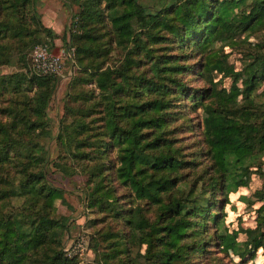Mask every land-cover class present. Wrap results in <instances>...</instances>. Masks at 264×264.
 I'll return each mask as SVG.
<instances>
[{"label": "trees", "instance_id": "obj_1", "mask_svg": "<svg viewBox=\"0 0 264 264\" xmlns=\"http://www.w3.org/2000/svg\"><path fill=\"white\" fill-rule=\"evenodd\" d=\"M64 1L76 6L75 63L54 136L46 108L57 72L36 69L32 53L43 32L57 33L34 0H0V65L30 52L33 67L0 76V95L19 96L0 107V264H79L63 246L68 216L54 210L66 189L49 178L51 166L79 176L94 229L72 239L84 235L89 264H208L212 245L242 257L264 250V189L255 191L261 203L245 240L236 244L218 226L228 193L251 171L264 176L250 168L264 164V102L255 92L264 49L248 53L241 101L234 85L221 94L208 77L222 66L212 45L264 25V0ZM198 106L199 137L181 144ZM52 136L55 156L45 143Z\"/></svg>", "mask_w": 264, "mask_h": 264}, {"label": "rangeland", "instance_id": "obj_2", "mask_svg": "<svg viewBox=\"0 0 264 264\" xmlns=\"http://www.w3.org/2000/svg\"><path fill=\"white\" fill-rule=\"evenodd\" d=\"M68 3L64 0H34V7L41 22L51 27L57 33L56 37H51L43 32L44 39L38 43H42L43 41L44 44L47 43L54 54L60 55L62 50L66 53L61 57L62 66L57 73L58 82L46 108V116H48V123L54 136L57 135L60 129V118L65 111L64 106L69 99V97H67V92L70 89L73 75L71 64L75 63L73 48L68 45L70 44L69 23L72 12L76 6L69 5ZM63 36L65 37L63 38ZM5 40L8 43L11 42L10 39ZM12 45L14 44L12 43ZM27 46L28 42L22 47ZM253 47H261L264 49V25H259L252 30L241 33L233 44L221 46L220 43H214L212 45V49L216 50L214 56L215 58L221 59L222 66L212 68L208 73V77L212 79L216 87L219 88L221 94L223 91H230L234 85L236 102H238V100L241 101L242 89L246 82L244 64L249 57L248 53L254 50ZM32 69L30 52H28L24 62L22 58H13L12 62L1 64L0 76L3 73L15 72H22L24 75L29 76L32 73ZM190 84L201 85V81L192 78ZM255 92L259 93L256 97L257 101L263 103L264 79ZM29 93H32V90L29 91ZM8 97L9 98L5 100V93L0 95V107L10 102L13 103L19 96L16 95L14 97V95H9ZM188 115L192 116V120L196 123V126L194 125L192 132L184 130L178 133L181 137L179 143L184 145H189V141H193L199 137L201 131L199 121H201L203 116V107L198 106L196 110H190ZM2 117L4 116L0 114V118ZM45 143L49 155L55 156L59 149L56 143V137H47ZM262 159L264 160V155ZM250 168H264V164L260 167L258 163H254L250 165ZM50 169L52 173L49 175V178L55 184L66 189L64 192L65 201L56 199L54 210L58 214L68 216L66 222L68 224V229L65 233L63 243L65 249L73 237L79 233H83L84 235L90 234L94 226L89 227L87 224L88 211L84 207V202L81 198L79 176H65L64 173L56 171L54 166H51ZM243 181L244 182L235 188V190L228 193V201L223 205L219 213V218H222L218 226H220L222 231L230 233L236 244L246 239L248 228L255 227L256 207L261 203L255 191L264 189V176L257 171H251L249 177H244ZM210 249L211 250L204 255L208 264H264V250L262 248L244 257L230 248L225 250L221 248L220 245H212ZM95 261L94 264H104L97 259Z\"/></svg>", "mask_w": 264, "mask_h": 264}, {"label": "built area", "instance_id": "obj_3", "mask_svg": "<svg viewBox=\"0 0 264 264\" xmlns=\"http://www.w3.org/2000/svg\"><path fill=\"white\" fill-rule=\"evenodd\" d=\"M66 53L62 50L59 54H54L47 43L36 46L32 53V60L36 69L41 71L59 72L62 66V56ZM68 254L79 257V264H89L92 259L88 249L87 240L84 235H79L72 239L65 248Z\"/></svg>", "mask_w": 264, "mask_h": 264}]
</instances>
